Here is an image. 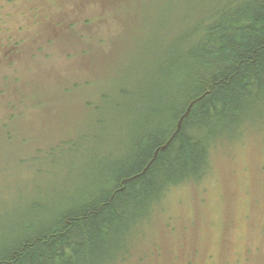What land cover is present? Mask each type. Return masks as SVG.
<instances>
[{
  "label": "rangeland",
  "instance_id": "obj_1",
  "mask_svg": "<svg viewBox=\"0 0 264 264\" xmlns=\"http://www.w3.org/2000/svg\"><path fill=\"white\" fill-rule=\"evenodd\" d=\"M89 4L0 0V250L23 228L50 221L101 166L132 150L121 149L134 119L120 116L129 103L101 94L117 85L107 73L123 49L134 46L128 35L139 32L144 12H136L135 3L133 11L121 1ZM50 13L56 26L60 18L68 25L80 16L79 25L57 28ZM134 14L135 25L129 22ZM101 15L106 19L98 21ZM93 16V26L82 23ZM8 28L13 32L2 37ZM19 40V53L2 51L4 43ZM114 102L122 108L109 114L104 106ZM256 117L260 124L250 121L256 129L216 148L211 175L174 190L154 229L138 233L136 242L149 237L151 258L167 261L172 251L187 254L192 264H264V109ZM158 246L166 257H158Z\"/></svg>",
  "mask_w": 264,
  "mask_h": 264
},
{
  "label": "trees",
  "instance_id": "obj_2",
  "mask_svg": "<svg viewBox=\"0 0 264 264\" xmlns=\"http://www.w3.org/2000/svg\"><path fill=\"white\" fill-rule=\"evenodd\" d=\"M72 1L90 2L87 8L93 9L112 0ZM114 1L128 9L135 3L133 9L144 12L139 32L128 35L134 46L123 49L107 73L117 85L101 94L108 99L115 93L129 103L120 116L134 119L121 149L132 150L101 166L50 221L19 231L0 250V264H192L184 253L170 251L172 257H166L161 246L158 257L168 260L157 262L146 247L149 237L137 242L136 237L146 226L154 229L156 214L174 190L211 175L217 147L257 128L250 121L264 109V0H146L140 6L139 0ZM79 20L66 25L60 18L55 26L72 30ZM82 20L91 27L96 19ZM139 21L130 15L133 25ZM8 32L13 29L2 37ZM22 43H4L2 51L13 47L19 53ZM117 108H122L117 102L104 106L109 114ZM67 144L76 148L74 139Z\"/></svg>",
  "mask_w": 264,
  "mask_h": 264
},
{
  "label": "water",
  "instance_id": "obj_3",
  "mask_svg": "<svg viewBox=\"0 0 264 264\" xmlns=\"http://www.w3.org/2000/svg\"><path fill=\"white\" fill-rule=\"evenodd\" d=\"M196 102V101H195ZM194 102V103H195ZM191 106L192 105H190V107L188 108V110H187V112L181 117V119H180V121L178 122V130H180V128H181V123H182V120L184 119V118H186V117H188L189 116V113H190V108H191ZM165 147H162L161 149L163 150ZM156 155H157V152L155 153V155H154V159L156 158ZM153 159V160H154ZM153 160H152V162H153ZM151 162V163H152ZM150 163V164H151ZM146 170V169H145ZM145 172V171H144Z\"/></svg>",
  "mask_w": 264,
  "mask_h": 264
}]
</instances>
